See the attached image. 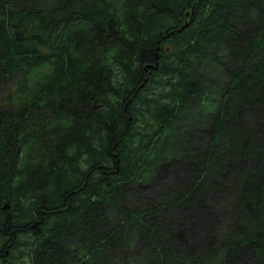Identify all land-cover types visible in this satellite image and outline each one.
<instances>
[{
  "label": "trees",
  "instance_id": "trees-1",
  "mask_svg": "<svg viewBox=\"0 0 264 264\" xmlns=\"http://www.w3.org/2000/svg\"><path fill=\"white\" fill-rule=\"evenodd\" d=\"M0 264H264V0H0Z\"/></svg>",
  "mask_w": 264,
  "mask_h": 264
},
{
  "label": "rangeland",
  "instance_id": "rangeland-1",
  "mask_svg": "<svg viewBox=\"0 0 264 264\" xmlns=\"http://www.w3.org/2000/svg\"><path fill=\"white\" fill-rule=\"evenodd\" d=\"M52 4H54V3H52ZM190 14H192V12H190ZM227 77H228V74L227 73L226 74L224 73V75L221 76L222 81H226ZM191 114H193V113H188L186 115V117L184 118V120L182 122V124H184V125H182V127L180 128V132H179L180 135L183 134L185 131L193 130L192 131V134H193L192 136H194L196 134V136H195V143H197L196 142V139H197L198 136L200 137V140L207 141L209 137H207L206 135H204V137H203V134H204V131H205L206 128L208 129L209 127H211L213 125L214 120L211 117H206V118H204V122H202V121L199 122L198 119L192 118L191 117ZM178 137H179V135L177 136V138ZM210 139H212V136H211ZM227 139H228V137H226L225 135L224 136H221V138L218 139L219 145H224V143L228 142ZM192 140H193V138L192 139L190 138V143L191 144H192ZM178 144H179V145H177L178 146V152L181 153L187 147V145H186V138L183 139L182 142L179 141ZM165 180L167 181V179H165ZM130 195H132V194H129L128 197ZM128 202H129V205H131L130 207L131 208H134V209L144 208V206H145L144 201L140 200L137 197V195H134V194H133V196H131V198H129ZM221 204L224 205L225 203H223V201H221ZM231 204H232V202L230 200H229V203L227 201V203L224 205V208L225 209H228V207ZM110 211L112 213L111 216H110V218L112 219L113 222L118 223V221L122 218V214H119L116 211H112L111 209H110ZM226 220H227V218L224 219V221H226ZM224 221L222 223L223 225L225 223ZM142 255H144L143 257H146L147 258V262H148L149 259H150V257H152L154 255V252L152 250V247L150 246V247L146 248L145 249V253H142ZM144 262H146V261L144 260Z\"/></svg>",
  "mask_w": 264,
  "mask_h": 264
},
{
  "label": "water",
  "instance_id": "water-1",
  "mask_svg": "<svg viewBox=\"0 0 264 264\" xmlns=\"http://www.w3.org/2000/svg\"><path fill=\"white\" fill-rule=\"evenodd\" d=\"M191 20H193V18H192ZM188 24H189V22H187V23H185L184 25H182V27H180V28L178 29V31H181V30L185 29V28L187 27ZM158 64H159V63H158ZM158 64L156 65V67H158Z\"/></svg>",
  "mask_w": 264,
  "mask_h": 264
},
{
  "label": "bare ground",
  "instance_id": "bare-ground-1",
  "mask_svg": "<svg viewBox=\"0 0 264 264\" xmlns=\"http://www.w3.org/2000/svg\"><path fill=\"white\" fill-rule=\"evenodd\" d=\"M189 12V11H188ZM191 12V11H190Z\"/></svg>",
  "mask_w": 264,
  "mask_h": 264
}]
</instances>
